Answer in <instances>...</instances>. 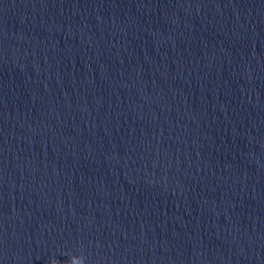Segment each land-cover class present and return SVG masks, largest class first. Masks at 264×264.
<instances>
[{"label":"water","instance_id":"water-1","mask_svg":"<svg viewBox=\"0 0 264 264\" xmlns=\"http://www.w3.org/2000/svg\"><path fill=\"white\" fill-rule=\"evenodd\" d=\"M0 264H264V0H0Z\"/></svg>","mask_w":264,"mask_h":264}]
</instances>
